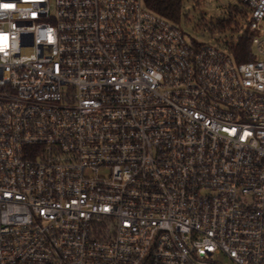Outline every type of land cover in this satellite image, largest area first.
Segmentation results:
<instances>
[{
    "label": "built area",
    "instance_id": "built-area-1",
    "mask_svg": "<svg viewBox=\"0 0 264 264\" xmlns=\"http://www.w3.org/2000/svg\"><path fill=\"white\" fill-rule=\"evenodd\" d=\"M223 12L214 45L145 0H0V264H264V0Z\"/></svg>",
    "mask_w": 264,
    "mask_h": 264
},
{
    "label": "trees",
    "instance_id": "trees-1",
    "mask_svg": "<svg viewBox=\"0 0 264 264\" xmlns=\"http://www.w3.org/2000/svg\"><path fill=\"white\" fill-rule=\"evenodd\" d=\"M184 2L185 0H145V5L151 12L158 14L167 21L180 25L184 15ZM186 18H188V15H186ZM234 19L235 16L232 14L228 20L225 18L217 19L214 24L210 22L206 25L201 24V26L209 36L215 38L216 35H224L230 31L233 24L236 26L233 31H239L241 25L234 23ZM229 50L239 64L255 59L254 55H252V40L248 27L242 32L237 41L230 45Z\"/></svg>",
    "mask_w": 264,
    "mask_h": 264
},
{
    "label": "rangeland",
    "instance_id": "rangeland-1",
    "mask_svg": "<svg viewBox=\"0 0 264 264\" xmlns=\"http://www.w3.org/2000/svg\"><path fill=\"white\" fill-rule=\"evenodd\" d=\"M235 0H185L184 15L180 26L183 30L194 40L204 41L211 44L223 42L224 37L217 36L212 38L203 29L202 25L209 24L211 21L221 19L225 16L223 12L229 5H233ZM188 15V18H186ZM212 22V24H214ZM264 27V21L261 23ZM217 264H231V262L224 256L217 258Z\"/></svg>",
    "mask_w": 264,
    "mask_h": 264
}]
</instances>
